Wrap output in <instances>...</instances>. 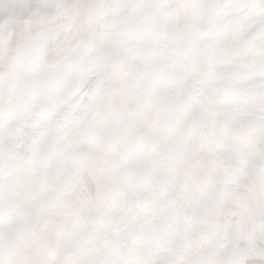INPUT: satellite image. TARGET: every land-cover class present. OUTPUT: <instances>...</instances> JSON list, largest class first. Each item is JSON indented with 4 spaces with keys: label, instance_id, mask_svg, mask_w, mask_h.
Returning a JSON list of instances; mask_svg holds the SVG:
<instances>
[{
    "label": "snow or ice",
    "instance_id": "obj_1",
    "mask_svg": "<svg viewBox=\"0 0 264 264\" xmlns=\"http://www.w3.org/2000/svg\"><path fill=\"white\" fill-rule=\"evenodd\" d=\"M0 264H264V0H0Z\"/></svg>",
    "mask_w": 264,
    "mask_h": 264
}]
</instances>
